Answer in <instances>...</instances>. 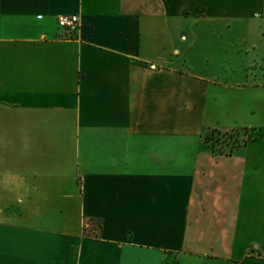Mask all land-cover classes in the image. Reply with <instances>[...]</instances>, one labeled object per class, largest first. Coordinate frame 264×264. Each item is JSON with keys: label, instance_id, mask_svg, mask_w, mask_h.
<instances>
[{"label": "crops", "instance_id": "0c3cea01", "mask_svg": "<svg viewBox=\"0 0 264 264\" xmlns=\"http://www.w3.org/2000/svg\"><path fill=\"white\" fill-rule=\"evenodd\" d=\"M263 34L264 0H0V264H264Z\"/></svg>", "mask_w": 264, "mask_h": 264}, {"label": "trees", "instance_id": "16d2710c", "mask_svg": "<svg viewBox=\"0 0 264 264\" xmlns=\"http://www.w3.org/2000/svg\"><path fill=\"white\" fill-rule=\"evenodd\" d=\"M244 134H247L248 131H253L255 132L254 134H251L248 136V138L246 140H242V142L238 139L239 138V134H240V131L239 130H231L229 132H221L220 130H217V129H212V130H209L208 131V134H211V135H218V136H221V137H224L225 140H228V139H233V142H232V146L231 148L225 152L223 149H214L212 147L209 148V146L207 145V142L208 140H211V139H208L209 137L208 136H205L204 138V142H205V146L212 152V153H215V154H226V155H231L235 149H237L238 147L240 146H243L245 144H247L249 141H252V140H255L257 139L258 137H260L262 135V131L261 130H258V129H241ZM215 141L219 142V139H216ZM98 227L100 228L101 225L100 223H98ZM85 235H88L86 234L85 232L83 233Z\"/></svg>", "mask_w": 264, "mask_h": 264}, {"label": "rangeland", "instance_id": "374dc122", "mask_svg": "<svg viewBox=\"0 0 264 264\" xmlns=\"http://www.w3.org/2000/svg\"><path fill=\"white\" fill-rule=\"evenodd\" d=\"M263 36H264V34H263ZM225 38H232V36L229 34V35H227V34H225ZM234 38V37H233ZM230 43V42H229ZM228 49H230V47H229V45L228 44H224L223 45V51L224 50H228ZM212 130V129H211ZM208 131L209 130H207L206 132H205V134L203 135V138H202V140H203V143L205 144V142H204V138H205V136H208L209 138L208 139H211V140H208V141H206L207 142V145L209 146V148L210 147H212V148H214V149H223L225 152H227L230 148H231V146H232V142H233V139H228V140H226V141H224L225 140V138L224 137H221V136H218V135H216V134H214V135H211V134H208ZM240 131V134H239V140L242 142V140H246L247 138H248V136L249 135H251V134H254L255 132H253V131H248L247 132V134H244V132L242 131V130H239ZM221 132H229V131H221ZM216 139H219V142H217V141H215ZM206 145V146H207ZM97 228V225H95V229ZM86 233H89V234H91V233H93V232H86Z\"/></svg>", "mask_w": 264, "mask_h": 264}, {"label": "built area", "instance_id": "2783aa9c", "mask_svg": "<svg viewBox=\"0 0 264 264\" xmlns=\"http://www.w3.org/2000/svg\"><path fill=\"white\" fill-rule=\"evenodd\" d=\"M56 21L58 27L64 29L68 33H75L80 26L79 18L76 14L58 16Z\"/></svg>", "mask_w": 264, "mask_h": 264}]
</instances>
